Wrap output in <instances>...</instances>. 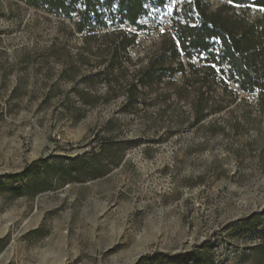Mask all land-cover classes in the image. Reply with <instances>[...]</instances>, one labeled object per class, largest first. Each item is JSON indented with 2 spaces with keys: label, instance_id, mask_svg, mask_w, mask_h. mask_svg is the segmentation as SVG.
I'll list each match as a JSON object with an SVG mask.
<instances>
[{
  "label": "rangeland",
  "instance_id": "rangeland-1",
  "mask_svg": "<svg viewBox=\"0 0 264 264\" xmlns=\"http://www.w3.org/2000/svg\"><path fill=\"white\" fill-rule=\"evenodd\" d=\"M87 2L0 0V264H264V89L172 73L195 0Z\"/></svg>",
  "mask_w": 264,
  "mask_h": 264
},
{
  "label": "trees",
  "instance_id": "trees-1",
  "mask_svg": "<svg viewBox=\"0 0 264 264\" xmlns=\"http://www.w3.org/2000/svg\"><path fill=\"white\" fill-rule=\"evenodd\" d=\"M55 1L57 10H64L69 14L65 2H75L76 0ZM89 1L91 0H88V5ZM114 1L121 23L137 26L138 19L147 13L145 4L148 0H106L108 10L111 9V4ZM164 3V0H158L156 4L163 6ZM233 3L251 4L264 9V0H233ZM190 13V16L186 15L185 23H176L174 27L178 42L173 40L170 50L172 57L178 61L179 68L173 70L172 73L185 71L183 62L179 61L182 53L190 59L194 55H204V62L207 65L201 70L212 75L214 82H218V73L221 72L224 77L220 81L225 89L228 88L229 83L237 85L247 93L264 89V18L249 23L245 17L235 13L234 8L230 6H224L218 11H211L209 4L204 0H195L190 8ZM79 30L82 29L79 28ZM190 67L194 68L193 65ZM205 83L210 89L212 88V84H209L207 79ZM86 170L89 172L90 169ZM108 173V170H103L100 174L93 175L92 179L103 177ZM72 181L80 182L82 180L76 178ZM49 190H51L50 185L29 182L25 186L23 194L29 193L30 198L35 199L39 194ZM259 216L254 217L253 220L260 219ZM254 229L256 230L257 227L255 226ZM260 234L264 236V231ZM261 248L264 246L258 247V249Z\"/></svg>",
  "mask_w": 264,
  "mask_h": 264
},
{
  "label": "snow or ice",
  "instance_id": "snow-or-ice-1",
  "mask_svg": "<svg viewBox=\"0 0 264 264\" xmlns=\"http://www.w3.org/2000/svg\"><path fill=\"white\" fill-rule=\"evenodd\" d=\"M229 3H233V0H228ZM261 11H264V9H261Z\"/></svg>",
  "mask_w": 264,
  "mask_h": 264
}]
</instances>
